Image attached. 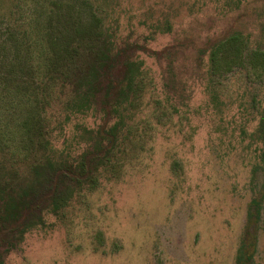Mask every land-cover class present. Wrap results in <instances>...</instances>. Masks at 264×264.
<instances>
[{"label": "rangeland", "instance_id": "1", "mask_svg": "<svg viewBox=\"0 0 264 264\" xmlns=\"http://www.w3.org/2000/svg\"><path fill=\"white\" fill-rule=\"evenodd\" d=\"M68 3L118 48L135 45L136 68L107 113H71L67 95L38 108L52 153L27 154L33 92L10 84L39 78L22 70L41 64L47 17ZM234 32L240 57L217 71L209 47ZM259 49L264 0H0V163L26 176L49 154L85 171L59 207L20 237L1 236L0 264H235L243 242L251 264H264V64L250 56ZM84 63L70 64L67 90ZM102 125L110 143L97 141Z\"/></svg>", "mask_w": 264, "mask_h": 264}, {"label": "trees", "instance_id": "2", "mask_svg": "<svg viewBox=\"0 0 264 264\" xmlns=\"http://www.w3.org/2000/svg\"><path fill=\"white\" fill-rule=\"evenodd\" d=\"M63 8L47 17L44 31L40 35V40L45 43L43 50L39 51V54H44L41 64L22 70L23 75L31 76L34 73L39 78L35 76V79L31 77L21 83H9L17 89L23 88V92L27 94L33 92L34 104L27 109L21 123L26 139L23 147L27 149V154L45 150V147L48 149L50 144L42 137V127L45 124L38 108L48 105L54 98L67 95L70 99L65 101V107L71 113H107L117 103L123 82L131 75L130 71L136 68L129 57V52L135 45L118 48L117 41L111 34L108 36L101 32L100 20L95 15L90 14L87 19L81 20L80 12L75 11L71 4H65ZM242 44L243 40L235 32L214 42L209 47L212 67L220 71L222 64L231 63L228 61L230 56L239 58ZM208 50L200 49L198 53L204 54ZM250 56L253 62L259 60L264 64V51L256 50ZM78 58L85 60L86 66L82 67L84 73H81L79 82L78 79L72 82V88L67 90L64 81L66 76L69 77V66ZM14 69L13 64L4 76L6 81L17 80ZM114 74H121V78L117 80ZM75 87L77 90L79 87L82 89L77 91ZM106 134L103 125L99 127L96 132L98 143L107 139L111 142ZM256 137L264 141V115L258 122ZM50 150L49 154L52 153L51 148ZM49 154L36 158L29 166L26 176H21L14 165L7 168L0 163V240L5 233L20 237L24 231L34 226L31 222L34 217L40 220L44 210L50 206L59 207L66 193V182L70 179L78 181L81 174L85 173L81 166L75 171L69 163L68 166L64 165L67 162H54ZM12 155L13 153H9L8 160ZM248 247L245 242L240 245L235 264H251V250Z\"/></svg>", "mask_w": 264, "mask_h": 264}]
</instances>
